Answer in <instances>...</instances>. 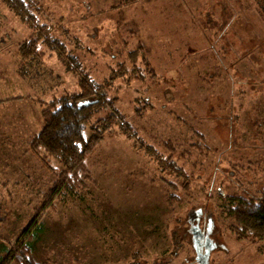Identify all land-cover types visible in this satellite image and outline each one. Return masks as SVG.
Masks as SVG:
<instances>
[{
    "label": "rangeland",
    "instance_id": "1",
    "mask_svg": "<svg viewBox=\"0 0 264 264\" xmlns=\"http://www.w3.org/2000/svg\"><path fill=\"white\" fill-rule=\"evenodd\" d=\"M33 2L67 53L42 45L39 64L25 63L20 46L36 32L0 0V245L15 243L55 182L30 142L38 102L79 92L73 57L107 85L118 114L107 104L95 117L115 120L89 161L97 184L46 213L37 264H264V242L237 240L219 216L229 197L264 192L257 2ZM150 147L182 179L163 173Z\"/></svg>",
    "mask_w": 264,
    "mask_h": 264
},
{
    "label": "trees",
    "instance_id": "2",
    "mask_svg": "<svg viewBox=\"0 0 264 264\" xmlns=\"http://www.w3.org/2000/svg\"><path fill=\"white\" fill-rule=\"evenodd\" d=\"M3 1L36 32L20 46L19 53L25 63L39 64L38 54L42 45L60 57L67 53V47L49 36L46 26L41 25L33 0ZM255 1L264 11V0ZM136 57L140 58V55L136 53ZM67 65L75 67L72 70L79 76V92L51 102H38L41 130L34 134L30 142L32 152L39 156L44 168L54 176L55 182L44 197L45 205L37 209L34 219L15 243H1L0 264H37L35 251L46 233V213L56 210L58 203L66 198H74L97 184L89 168V161L98 152L115 120L112 116L96 122L94 120L107 104L112 106L114 113L118 114V111L107 94V85L91 79L73 57L67 58ZM123 130L128 134L130 125L126 123ZM149 150L156 157L163 173L168 172L182 179L183 170L171 158L165 159L152 147ZM228 200L229 203L222 208L219 216L229 223L231 234L239 241L264 242V192L259 196L236 195ZM177 238L181 243H186L181 237Z\"/></svg>",
    "mask_w": 264,
    "mask_h": 264
}]
</instances>
